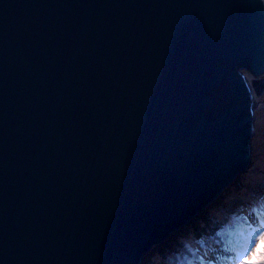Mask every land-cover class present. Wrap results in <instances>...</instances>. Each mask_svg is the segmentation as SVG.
Here are the masks:
<instances>
[{"label": "water", "instance_id": "obj_1", "mask_svg": "<svg viewBox=\"0 0 264 264\" xmlns=\"http://www.w3.org/2000/svg\"><path fill=\"white\" fill-rule=\"evenodd\" d=\"M263 74L262 0H0V264H142L250 167Z\"/></svg>", "mask_w": 264, "mask_h": 264}, {"label": "rangeland", "instance_id": "obj_2", "mask_svg": "<svg viewBox=\"0 0 264 264\" xmlns=\"http://www.w3.org/2000/svg\"><path fill=\"white\" fill-rule=\"evenodd\" d=\"M244 74L246 75L249 82H251L252 80L255 79L254 76L252 74H250L248 71H244ZM259 78L264 79V74L262 76H260ZM254 97H255L254 98L255 99L254 104H253L254 135H253L252 143H251L252 163H251L250 167L241 176H239L237 178V180L234 182V183H239L240 186L242 187V189H245V190L248 187H252V189H253L254 187L255 188H258V187L261 188L264 186V94L262 96H257L256 93H254ZM228 188H226V190ZM225 191L221 194V196L218 199H220L222 197L220 203L224 204L225 206H226V204L230 206L235 201L230 202L231 197L224 200L229 193V192L225 193ZM211 206H213V203L207 209H209ZM207 209L204 210L197 217L204 214V212H206ZM221 213H222L221 211L213 210L211 219L213 220V222L215 224L218 222L215 220L218 219L217 217L220 216ZM197 217H195V218H197ZM248 224L250 226H248ZM248 224L243 225V227H244L243 232L242 231L236 232V233H239V236L237 235V237H236V238H239L237 240L238 247H240V248H238L239 251L244 246H246L247 241L250 238H252L253 232H256L258 229L264 227V221L259 222V217H258V221H257L255 216H254V218L250 217V219L248 220ZM208 226L213 228V226H211V225H208ZM187 228H188L187 226H184L183 228L177 230L165 242L156 246L157 250L154 248L153 249L154 251L152 250L150 253H148L145 256L142 264H168L170 262H173V263L178 262L179 264H204L203 262H200V263L197 262L196 259L195 258L193 259L192 256H193V254L198 253L200 251L203 252L202 250L199 251L198 247H201V244L205 240V237L200 238L201 242L197 244L196 242H194L193 238L190 236V235H192V230H190L191 232H189V233L181 234L182 236H180L178 234L179 231L186 230ZM201 229H203L205 231V228L201 227ZM168 243H169V245H167ZM165 245H167L166 249H163L160 252V248L162 246H165ZM262 252H264V245H262L260 243V241L257 237L256 243H254L252 245V249H251L252 254L250 256V259L248 261H246V264H264V261L261 260ZM235 253L236 252H227V254H225V258H224L227 261L221 260L218 262H215L216 259L214 260V258H212L209 255V253L207 254V256L206 255H201V256L204 258V260L206 259V261H207L206 264H235V260H234V258L236 256ZM201 254H203V253H201ZM196 255H199V253ZM201 256H197V258H199ZM192 260H194V261L191 262Z\"/></svg>", "mask_w": 264, "mask_h": 264}, {"label": "trees", "instance_id": "obj_3", "mask_svg": "<svg viewBox=\"0 0 264 264\" xmlns=\"http://www.w3.org/2000/svg\"><path fill=\"white\" fill-rule=\"evenodd\" d=\"M227 192L229 193L224 200L231 197L230 202L235 201L232 205L229 206L226 204L225 206L224 204H221V197L213 203V206L207 209L204 214L193 219L188 225H186L188 227L186 230L178 232V234L182 236L181 234L189 233L191 232L190 230H192V235L190 236L197 244L201 242L200 238L205 237L201 247H198L199 251L202 250L203 252L200 251L198 252L199 255H196L198 253H195L192 256L193 259L195 258L199 263H207L206 259L204 260L201 255L207 256L208 253L214 258V260L216 259L215 262L221 260L227 261L224 259L227 252H236L235 254L237 255L239 252L238 248L240 247H238L237 242L239 238H236L237 235L239 236V233L236 232L244 231L243 225L248 224L250 217L254 218L255 216L257 221L259 217V222L264 221V186L261 188L254 187L253 189L252 187H248L245 190L242 189L239 183H234L225 191V193ZM213 210L222 212L221 215L217 217L218 219L215 220L218 221L216 224L211 219ZM208 225L213 226V228ZM248 226L250 225L248 224ZM201 227L205 228V231L201 229ZM167 245H169V243ZM167 245L162 246L160 252L163 249H166ZM155 249L157 250V247H155ZM197 256L201 257L197 258ZM193 261L194 260L191 262ZM168 264L179 263L170 262Z\"/></svg>", "mask_w": 264, "mask_h": 264}, {"label": "snow or ice", "instance_id": "obj_4", "mask_svg": "<svg viewBox=\"0 0 264 264\" xmlns=\"http://www.w3.org/2000/svg\"><path fill=\"white\" fill-rule=\"evenodd\" d=\"M258 237L260 243L264 245V227L258 229L256 232L252 233V238L247 241L246 246H244L235 256V264H246V261L250 259L252 245L256 243V238ZM261 260L264 261V252H262Z\"/></svg>", "mask_w": 264, "mask_h": 264}, {"label": "bare ground", "instance_id": "obj_5", "mask_svg": "<svg viewBox=\"0 0 264 264\" xmlns=\"http://www.w3.org/2000/svg\"><path fill=\"white\" fill-rule=\"evenodd\" d=\"M262 2H263V5H264V0H262Z\"/></svg>", "mask_w": 264, "mask_h": 264}]
</instances>
